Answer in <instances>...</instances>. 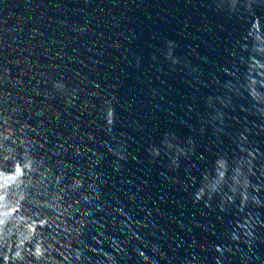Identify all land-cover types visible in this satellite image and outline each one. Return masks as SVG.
I'll return each mask as SVG.
<instances>
[{"label":"water","instance_id":"water-1","mask_svg":"<svg viewBox=\"0 0 264 264\" xmlns=\"http://www.w3.org/2000/svg\"><path fill=\"white\" fill-rule=\"evenodd\" d=\"M257 17L264 0H0V264H264ZM237 161L248 189L211 193Z\"/></svg>","mask_w":264,"mask_h":264},{"label":"clouds","instance_id":"clouds-1","mask_svg":"<svg viewBox=\"0 0 264 264\" xmlns=\"http://www.w3.org/2000/svg\"><path fill=\"white\" fill-rule=\"evenodd\" d=\"M253 0H248V6H249V10H251V4H252ZM234 6V5H233ZM255 29V32L253 31ZM252 34H251V40L253 42L252 48H251V52H252V60L250 62L249 68L251 69L250 71V75H252V73L254 74H261L264 73V63L261 62L262 57H264V28L261 27V23H260V19L257 17L252 25ZM167 48L169 49L168 52V58L172 59V50L175 49L176 44L174 41L169 40L167 42ZM176 61L173 60V63H175ZM261 78H264V76H262ZM258 81V79L254 78V83ZM56 87L58 88H63L64 85L63 84H57ZM264 87V85H261L259 88ZM251 89V95L253 97L254 100L260 102V101H264V93H261V91L257 90L256 88H250ZM253 93H255V95H253ZM109 114L112 115V113L110 112ZM13 129L12 128H8L7 131L5 132H0V143H2L3 148L6 149L7 151L11 150V149H15V148H9V146L7 145L6 141L13 135ZM16 150V149H15ZM155 155H159V152H156ZM123 158V157H122ZM225 164H227V160L224 161ZM237 167L235 168V170L233 171V174L231 176V184H229V177H228V169H225V174L227 176V179L224 180L223 178L221 179L220 183L218 186H214L211 188L210 192L215 194L216 192H218L221 187L223 185H229L233 192H235L237 189H244L245 191L248 189L250 181L248 176L245 174V164L243 161H237ZM80 184L79 180H76L75 183L72 185L73 190L76 189V187ZM205 187L204 189L200 190L199 193V197L198 198H202L204 195H206L205 192ZM209 191V190H208ZM3 197H0V200H2ZM245 201H247V196L245 195L244 197ZM4 224V221L2 219H0V226H2ZM46 253H47V249L45 250H41V248L39 246L36 247L35 252L32 253V256L35 257V260L29 261V264H36V261H44L46 258ZM111 258L110 261H113V258L111 256H109ZM28 257H26L25 259H27ZM113 264H115V262L113 261Z\"/></svg>","mask_w":264,"mask_h":264}]
</instances>
